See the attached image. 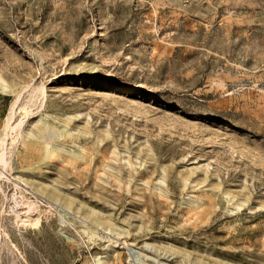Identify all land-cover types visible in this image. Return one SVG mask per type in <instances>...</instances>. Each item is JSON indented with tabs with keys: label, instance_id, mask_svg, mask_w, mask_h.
Masks as SVG:
<instances>
[{
	"label": "rangeland",
	"instance_id": "obj_1",
	"mask_svg": "<svg viewBox=\"0 0 264 264\" xmlns=\"http://www.w3.org/2000/svg\"><path fill=\"white\" fill-rule=\"evenodd\" d=\"M0 80V264H264V0H0Z\"/></svg>",
	"mask_w": 264,
	"mask_h": 264
},
{
	"label": "bare ground",
	"instance_id": "obj_2",
	"mask_svg": "<svg viewBox=\"0 0 264 264\" xmlns=\"http://www.w3.org/2000/svg\"><path fill=\"white\" fill-rule=\"evenodd\" d=\"M0 91H2V92H8V88H7V86L6 85H4V84H2V82H1V80H0ZM17 102V101H16ZM18 103V102H17ZM17 103H15L13 106H12V108L10 109L12 112H11V116L9 115V117L7 118L8 119V124H6V127H7V130H12V131H14V129H16V128H12L11 126H10V121H13V114H14V110H15V107H16V105H17ZM28 113V112H27ZM10 114V113H9ZM27 115V114H26ZM15 116V115H14ZM7 123V122H6ZM20 125V124H19ZM22 126V125H21ZM19 128V127H18ZM17 130V129H16ZM5 137V136H4ZM3 140V139H2ZM14 140V139H13ZM0 143H1V141H0ZM1 145H2V143H1ZM0 145V146H1ZM4 147V146H3ZM3 151V150H2ZM3 153V152H2ZM4 156H6V155H4ZM4 156L3 155H1V161H2V163H1V165L3 164V162H5L4 161ZM7 162V161H6ZM6 163H4L3 165H5ZM5 168V167H4ZM30 209V208H29ZM28 212H30V210H28ZM28 214V213H27ZM26 216V215H25Z\"/></svg>",
	"mask_w": 264,
	"mask_h": 264
}]
</instances>
